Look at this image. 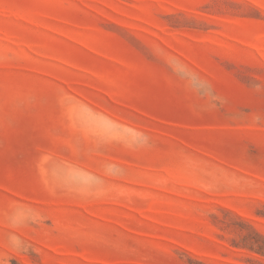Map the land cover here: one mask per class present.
<instances>
[{
	"label": "rangeland",
	"instance_id": "374dc122",
	"mask_svg": "<svg viewBox=\"0 0 264 264\" xmlns=\"http://www.w3.org/2000/svg\"><path fill=\"white\" fill-rule=\"evenodd\" d=\"M0 264H264V0H0Z\"/></svg>",
	"mask_w": 264,
	"mask_h": 264
}]
</instances>
